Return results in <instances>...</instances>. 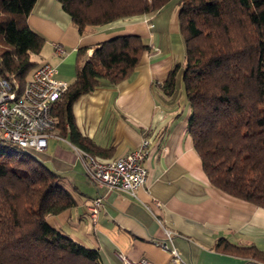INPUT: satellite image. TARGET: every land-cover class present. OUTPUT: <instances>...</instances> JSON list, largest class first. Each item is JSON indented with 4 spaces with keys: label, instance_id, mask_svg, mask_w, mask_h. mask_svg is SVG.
<instances>
[{
    "label": "trees",
    "instance_id": "16d2710c",
    "mask_svg": "<svg viewBox=\"0 0 264 264\" xmlns=\"http://www.w3.org/2000/svg\"><path fill=\"white\" fill-rule=\"evenodd\" d=\"M172 0H57L80 35L93 27L155 12ZM36 0H0V72L23 88L39 66L44 39L27 23ZM185 44L182 84L190 106L187 133L209 183L264 208V0H178ZM148 45L137 35L78 49L75 76L55 104V130L89 154L103 150L77 130L72 104L127 79ZM176 67L162 83L171 96ZM161 135L158 137V140ZM74 205L58 175L26 150L0 139V264H101L46 219ZM221 251L264 264V252L221 239Z\"/></svg>",
    "mask_w": 264,
    "mask_h": 264
},
{
    "label": "crops",
    "instance_id": "0c3cea01",
    "mask_svg": "<svg viewBox=\"0 0 264 264\" xmlns=\"http://www.w3.org/2000/svg\"><path fill=\"white\" fill-rule=\"evenodd\" d=\"M178 11V0H172L155 12L80 35L57 0H36L27 18L28 26L44 39L36 63L55 66L56 77L68 84L74 80L78 49L86 48L90 56L99 43L121 35L140 36L149 48L127 79L115 85L101 81L71 107L79 133L103 150L92 154L99 160L116 159L142 139L149 140L145 182L134 195L97 189L85 176L69 137L55 130L61 139L48 138L46 148L36 153L59 176L74 205L46 221L97 250L101 264H124L122 258L152 264H259L217 248L223 239L264 252V208L214 188L203 172L186 130L190 106L178 79L185 56ZM54 43L63 46L64 55L54 53ZM175 67V90L166 96L162 83ZM97 196L103 206L93 219L89 207Z\"/></svg>",
    "mask_w": 264,
    "mask_h": 264
},
{
    "label": "built area",
    "instance_id": "2783aa9c",
    "mask_svg": "<svg viewBox=\"0 0 264 264\" xmlns=\"http://www.w3.org/2000/svg\"><path fill=\"white\" fill-rule=\"evenodd\" d=\"M54 53L65 54L63 46L53 44ZM56 67L43 63L37 66L23 88L8 74L0 72V139L24 150L43 151L50 137L61 139L55 133L56 121L52 115L55 104L67 91L69 84L56 77ZM84 174L97 189H118L131 195L145 182L147 171L144 161L149 156V140L144 138L138 147L116 159L99 160L85 150L71 144ZM159 205V203H156ZM103 206L97 196L89 207L90 215L96 218ZM156 244L166 249L164 243ZM178 257L175 251L171 252ZM124 264H152L147 259L136 262L122 258Z\"/></svg>",
    "mask_w": 264,
    "mask_h": 264
},
{
    "label": "rangeland",
    "instance_id": "374dc122",
    "mask_svg": "<svg viewBox=\"0 0 264 264\" xmlns=\"http://www.w3.org/2000/svg\"><path fill=\"white\" fill-rule=\"evenodd\" d=\"M30 59L33 61V62H40L41 61V59L38 57V56H36V55H32L31 57H30ZM182 72H183V68H182V71L180 72V75H179V77H178V79H179V85H180V88L182 87V90H183V84H182ZM72 79H70L69 81H71ZM26 152H28V154H30L35 160H37V161H39V156L37 155V153L35 152V151H33V150H26Z\"/></svg>",
    "mask_w": 264,
    "mask_h": 264
}]
</instances>
